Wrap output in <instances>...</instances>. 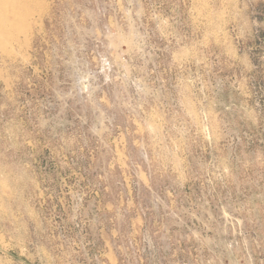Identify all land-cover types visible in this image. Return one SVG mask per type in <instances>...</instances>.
Segmentation results:
<instances>
[{"label": "rangeland", "instance_id": "rangeland-1", "mask_svg": "<svg viewBox=\"0 0 264 264\" xmlns=\"http://www.w3.org/2000/svg\"><path fill=\"white\" fill-rule=\"evenodd\" d=\"M0 264H264V0H0Z\"/></svg>", "mask_w": 264, "mask_h": 264}]
</instances>
